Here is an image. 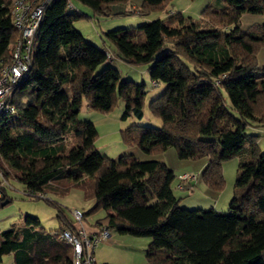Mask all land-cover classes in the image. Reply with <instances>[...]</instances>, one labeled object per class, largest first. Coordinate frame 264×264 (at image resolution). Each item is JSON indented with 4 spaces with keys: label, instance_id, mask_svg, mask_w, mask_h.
I'll return each instance as SVG.
<instances>
[{
    "label": "trees",
    "instance_id": "obj_1",
    "mask_svg": "<svg viewBox=\"0 0 264 264\" xmlns=\"http://www.w3.org/2000/svg\"><path fill=\"white\" fill-rule=\"evenodd\" d=\"M77 1L103 15L136 12L122 6L131 0ZM170 1L140 0L138 13L162 10ZM221 2L222 7L205 6L199 19L167 12L136 27L104 31L115 53L74 29L83 15L71 0L47 2L31 69L11 98L15 112L0 121V171L6 181L0 202L12 200L9 174L31 199L73 186L92 199L91 212L105 211L94 225L148 237L145 256L151 264H264V152L259 136L247 132L264 130V69L256 60L264 46V21L244 30L240 25L245 13L264 16V0ZM10 9V0H0L5 61L19 39ZM108 54L132 65L149 63L153 84H166L149 102L161 126H126L120 131L125 145L151 155L174 147L180 159L206 158L201 179L211 191L224 187L223 162L242 155L227 211L180 207L174 171L163 161L133 154L112 159L97 151L95 125L77 119L82 99L102 112L120 99L123 118H141L146 95L144 83L121 78ZM58 223L47 232L37 217L24 215L0 230V264L7 254L15 264H73V247L59 234L74 231L76 223L64 215Z\"/></svg>",
    "mask_w": 264,
    "mask_h": 264
},
{
    "label": "rangeland",
    "instance_id": "obj_2",
    "mask_svg": "<svg viewBox=\"0 0 264 264\" xmlns=\"http://www.w3.org/2000/svg\"><path fill=\"white\" fill-rule=\"evenodd\" d=\"M10 1L12 3L14 0ZM71 2L79 13L83 15L73 22L74 29L79 31L85 39L96 47L109 48L113 53H115L114 46L101 36L104 31L136 27L143 22L156 18H164L167 12H179L184 17L199 19L205 6L208 4L215 6L217 3L216 0H171L162 10H152L147 14H140L138 13L139 6L134 4V0H131L130 3L122 4V6L125 10H129V8L136 9L135 13L111 12L108 15H103L94 12L91 7L77 0H71ZM256 60L257 67L264 69V46L258 49ZM109 64L112 65L111 63ZM114 64L117 65L116 68L119 70L122 79L144 83L146 95L143 102V116L141 118L134 116L123 118L124 103L120 99L107 112L88 107L84 99H82L77 119L79 121L91 122L95 125L97 135L94 140V145L97 151L112 159H117L122 154L135 155L137 153L138 156H135L140 160L158 159L163 161L174 171L175 178L172 186L180 207L186 209H208L215 205L217 208H214L218 211H227V206H224L223 202H221L222 199L219 197V194L228 193L231 197L238 164L242 155L234 156L223 162L222 174L224 187L220 191L212 190L208 193L204 191L202 185L205 186V184L201 179V174L207 162L206 158L180 159L174 147H169L162 153L151 155L140 151L137 146L125 145L122 142L120 131L126 126L130 124L151 127L161 126V119L153 115L149 110V102L165 90L166 84L162 82L156 85L153 84L148 71L149 63L132 65L116 57L113 60ZM224 96L226 99V95ZM10 123L15 127H19V124L16 122L11 121ZM250 134L259 136L258 144L264 152V130L259 131L256 129ZM70 143L71 136L67 135L66 144L69 146ZM182 173L197 176L196 182H193L194 188L192 190L179 189L177 187L179 176ZM6 179H9L11 186L8 190V195L12 200L0 207V230L7 229L12 223L20 222L24 215H31L39 219L40 225L45 227L47 232L55 231L59 227L58 215H64L76 223L77 227L81 225L85 230L90 232L92 231L90 224L96 229L100 225L96 226L94 224H97L96 221L103 218L106 214L103 209H97L91 212L90 210L93 205L92 199H85L83 190L80 188L70 186L63 193H47L43 197L31 199L21 193L23 189L22 185L11 174ZM1 196L2 193L0 190V198ZM75 209L85 214V216L83 214L78 222H76L73 216V210ZM109 230V240L98 243L94 248L97 264H151L145 256L146 247L150 240L148 237H134L129 234L119 233L116 229Z\"/></svg>",
    "mask_w": 264,
    "mask_h": 264
},
{
    "label": "built area",
    "instance_id": "obj_3",
    "mask_svg": "<svg viewBox=\"0 0 264 264\" xmlns=\"http://www.w3.org/2000/svg\"><path fill=\"white\" fill-rule=\"evenodd\" d=\"M50 1L52 0H43L41 4H34L30 0H14L11 3L10 15L13 27L19 33V39L13 47L9 60L5 61L4 58H0V121L15 112L11 98L18 83L22 79L24 80L31 69L35 52L34 39L45 4ZM133 11H136V9ZM113 58L111 54H108V60L112 61ZM196 179L197 176L194 174L182 173L179 176L177 187L188 189ZM5 182L0 171V186ZM73 216L78 222L83 213L75 209L73 210ZM109 231L108 228L99 226L88 232L83 226L79 225L75 227L74 231H62L59 237L73 247V264H97L94 248L98 243L109 240Z\"/></svg>",
    "mask_w": 264,
    "mask_h": 264
},
{
    "label": "crops",
    "instance_id": "obj_4",
    "mask_svg": "<svg viewBox=\"0 0 264 264\" xmlns=\"http://www.w3.org/2000/svg\"><path fill=\"white\" fill-rule=\"evenodd\" d=\"M216 5H215V7H222L223 6V4H222V2H221V0H216ZM134 4L135 5H139L140 4V0H134ZM264 21V16L263 15H254V14H247V13H245V14H243L242 16H241V19H240V25H241V29H247L250 25H252V24H261L262 22ZM106 50H109L110 52H113V51H111L109 48H106ZM124 62V61H123ZM117 65H115L114 64V67H116ZM249 129H252V130H247L248 131V133H252V132H254L256 129L257 130H259V131H262L261 129H259V128H252V127H250ZM134 153H135V151H134ZM135 155L136 156H138V154L137 153H135ZM180 174V173H179ZM196 182V181H195ZM202 187H204L203 189H204V191H206V192H208V193H210L209 191H211V190H208V189H206L205 188V186H203L202 185ZM194 188V186L192 187V189ZM191 189V190H192ZM214 193V192H213ZM219 197H221V202H223V204H224V206H228V204H229V201H230V195H228V193H226V194H224V193H220L219 194ZM214 207H215V205H214ZM214 207H209V208H214ZM215 208H217V207H215ZM214 208V209H215ZM219 209V208H218ZM217 210V209H216ZM220 210V209H219ZM69 219V218H68ZM70 221H72L71 219H69ZM44 229H45V227H43ZM90 228H91V230L93 231V230H95L94 229V226H92L91 224H90ZM2 264H15V261H14V257H13V254H7V255H4L3 257H2Z\"/></svg>",
    "mask_w": 264,
    "mask_h": 264
},
{
    "label": "water",
    "instance_id": "obj_5",
    "mask_svg": "<svg viewBox=\"0 0 264 264\" xmlns=\"http://www.w3.org/2000/svg\"><path fill=\"white\" fill-rule=\"evenodd\" d=\"M7 202H8V200H7V199H5V200L1 201V202H0V207H1V206H4L5 204H7Z\"/></svg>",
    "mask_w": 264,
    "mask_h": 264
}]
</instances>
